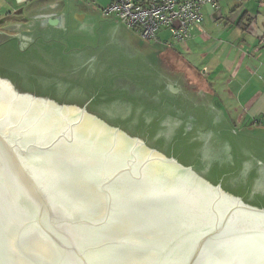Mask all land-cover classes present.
I'll return each mask as SVG.
<instances>
[{
    "label": "water",
    "instance_id": "water-1",
    "mask_svg": "<svg viewBox=\"0 0 264 264\" xmlns=\"http://www.w3.org/2000/svg\"><path fill=\"white\" fill-rule=\"evenodd\" d=\"M0 264H264V126L118 16L33 0L0 19Z\"/></svg>",
    "mask_w": 264,
    "mask_h": 264
},
{
    "label": "crops",
    "instance_id": "crops-1",
    "mask_svg": "<svg viewBox=\"0 0 264 264\" xmlns=\"http://www.w3.org/2000/svg\"><path fill=\"white\" fill-rule=\"evenodd\" d=\"M33 0H0V19ZM100 10L109 0H80ZM219 9L204 5L202 21L189 39L173 43L167 30L158 41L186 60L221 104L232 129L264 126V0H218Z\"/></svg>",
    "mask_w": 264,
    "mask_h": 264
},
{
    "label": "built area",
    "instance_id": "built-area-1",
    "mask_svg": "<svg viewBox=\"0 0 264 264\" xmlns=\"http://www.w3.org/2000/svg\"><path fill=\"white\" fill-rule=\"evenodd\" d=\"M204 5L219 9L218 0H109L101 14L118 16L143 40L157 42L159 30L165 29L173 43H182L201 23Z\"/></svg>",
    "mask_w": 264,
    "mask_h": 264
},
{
    "label": "flooded vegetation",
    "instance_id": "flooded-vegetation-1",
    "mask_svg": "<svg viewBox=\"0 0 264 264\" xmlns=\"http://www.w3.org/2000/svg\"><path fill=\"white\" fill-rule=\"evenodd\" d=\"M13 18H14L15 22H17L16 24H19L20 27H21V25H23V23H24L23 21H24V20H23L22 18H20V17L17 16V15L11 17V19H13ZM28 20H29V19H28ZM28 20H27V21H28ZM19 26H18V27H19ZM20 27H19V28H20Z\"/></svg>",
    "mask_w": 264,
    "mask_h": 264
}]
</instances>
